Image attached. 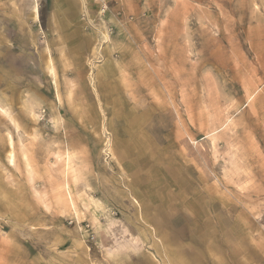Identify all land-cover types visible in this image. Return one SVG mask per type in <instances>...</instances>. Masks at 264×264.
I'll list each match as a JSON object with an SVG mask.
<instances>
[{
  "label": "rangeland",
  "instance_id": "obj_1",
  "mask_svg": "<svg viewBox=\"0 0 264 264\" xmlns=\"http://www.w3.org/2000/svg\"><path fill=\"white\" fill-rule=\"evenodd\" d=\"M0 264H264V0H0Z\"/></svg>",
  "mask_w": 264,
  "mask_h": 264
}]
</instances>
